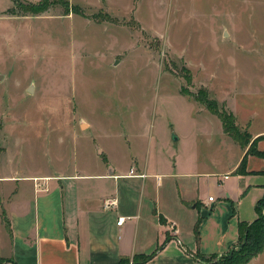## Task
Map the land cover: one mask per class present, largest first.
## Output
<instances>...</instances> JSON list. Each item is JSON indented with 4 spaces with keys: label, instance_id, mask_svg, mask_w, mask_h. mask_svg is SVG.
<instances>
[{
    "label": "rangeland",
    "instance_id": "obj_1",
    "mask_svg": "<svg viewBox=\"0 0 264 264\" xmlns=\"http://www.w3.org/2000/svg\"><path fill=\"white\" fill-rule=\"evenodd\" d=\"M202 89L240 131H264V0H0L7 141L46 148L50 171L98 163L97 147L122 167L147 150L170 163L174 147L226 167L238 150Z\"/></svg>",
    "mask_w": 264,
    "mask_h": 264
},
{
    "label": "crops",
    "instance_id": "obj_2",
    "mask_svg": "<svg viewBox=\"0 0 264 264\" xmlns=\"http://www.w3.org/2000/svg\"><path fill=\"white\" fill-rule=\"evenodd\" d=\"M212 115L224 140L238 150L224 168L210 167L208 161L199 166L191 157L181 163L176 147L170 163L160 151L150 156L147 150L122 167L97 147L98 163H58L50 171L46 148L8 144L12 122L0 110V263L117 264L121 257L151 253L166 236L162 249L143 264H207L187 251L209 257L232 249L239 222L257 216L264 161L247 154L246 172L236 173L247 149L236 145ZM83 124L91 126L87 120ZM249 134L252 140L258 137L256 147L264 151V131ZM179 139L175 135L169 142L175 146ZM53 153L62 160V154ZM130 169L145 176L130 175ZM106 199L113 204L105 207ZM119 217L124 221L118 224ZM262 258L264 248L245 264H262Z\"/></svg>",
    "mask_w": 264,
    "mask_h": 264
},
{
    "label": "trees",
    "instance_id": "obj_3",
    "mask_svg": "<svg viewBox=\"0 0 264 264\" xmlns=\"http://www.w3.org/2000/svg\"><path fill=\"white\" fill-rule=\"evenodd\" d=\"M35 12V9H32ZM203 93L201 96H195L194 98L199 100L209 111L217 115L222 123L224 132L233 137L239 143H243V146L249 143V133L246 131H240L235 124V118L233 114L226 109L224 106L221 108L217 106V102L213 99H210L207 96V93L202 89ZM201 91V92H202ZM244 137V138H242ZM258 138V137H257ZM253 139L249 144V148L242 157L238 167L235 172L239 174H244L246 168V156L247 154H253L259 158H262L264 161V151L258 150L256 147V140ZM255 211L257 213L256 218L251 222H239V238L236 245L229 251L221 254L220 256L211 255L209 257H203L198 252L191 253L187 251L192 257L198 260H204L207 264H216L212 263L217 259V263L220 264H245L254 256L258 255L264 248V194L257 200L255 204ZM199 218L194 226V232L196 237H198V225L200 222ZM169 236H166L165 240L151 253L149 254H138L134 255L131 259L126 257H121L117 264H143L151 259L162 247L165 242L169 239ZM239 246V249L235 251ZM219 258V259H218ZM1 264V263H0Z\"/></svg>",
    "mask_w": 264,
    "mask_h": 264
},
{
    "label": "built area",
    "instance_id": "obj_4",
    "mask_svg": "<svg viewBox=\"0 0 264 264\" xmlns=\"http://www.w3.org/2000/svg\"><path fill=\"white\" fill-rule=\"evenodd\" d=\"M129 174H130V175H138V176H140V177H144V176H145V174H143V173H141V174H135L134 169H130ZM225 177H227V176H225ZM208 199H209V200H213V197H212V196H209ZM112 204H113L112 199H106V200L104 201V206H105V207H109V206H111ZM123 221H124V217H119L117 222H118V224H119V223H122Z\"/></svg>",
    "mask_w": 264,
    "mask_h": 264
}]
</instances>
